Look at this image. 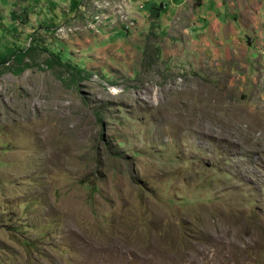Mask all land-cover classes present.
<instances>
[{
	"label": "rangeland",
	"instance_id": "1",
	"mask_svg": "<svg viewBox=\"0 0 264 264\" xmlns=\"http://www.w3.org/2000/svg\"><path fill=\"white\" fill-rule=\"evenodd\" d=\"M170 1L0 0V264H264V0Z\"/></svg>",
	"mask_w": 264,
	"mask_h": 264
},
{
	"label": "crops",
	"instance_id": "2",
	"mask_svg": "<svg viewBox=\"0 0 264 264\" xmlns=\"http://www.w3.org/2000/svg\"><path fill=\"white\" fill-rule=\"evenodd\" d=\"M135 3H139L140 0H133ZM144 1H148V0H144ZM185 0H171L169 2V7L167 8V10H165V13L167 14V11H174V13L176 12V10L178 11L179 7L182 6V4L184 3ZM154 4V3H153ZM172 4V5H171ZM178 7V9H176ZM219 9L216 13H213L214 15L209 16L207 15V13H210L211 11H208L204 16L201 17L204 14H200L199 15V19H201V21L199 20H194L188 23V25H186L183 17H181V19H183L184 25H183V32H181L183 37H190V38H194L195 40L198 38H202L203 39H210L212 36L210 35V32H215L214 34H219L220 36H222V39L225 40L226 45H230L233 42H240V43H244L245 40L248 38L246 37V29L244 26V22L240 19V17H233L230 18L231 16L228 14H221V12H223V8L224 5H218ZM187 13V11H185ZM171 13V12H170ZM179 14H182V11L179 12ZM190 14V13H188ZM147 16V15H146ZM145 16V17H146ZM150 16V15H148ZM214 17H216L214 19ZM180 19V21H181ZM198 19V18H197ZM164 20V19H163ZM145 23V22H144ZM179 24V23H178ZM167 25L166 24V29H167ZM232 31V32H231ZM258 32V31H257ZM253 33L250 37L251 41L254 43L255 41H258L260 39L263 38L264 40V36L261 37L258 35V33ZM87 50H90V46L86 47Z\"/></svg>",
	"mask_w": 264,
	"mask_h": 264
},
{
	"label": "trees",
	"instance_id": "3",
	"mask_svg": "<svg viewBox=\"0 0 264 264\" xmlns=\"http://www.w3.org/2000/svg\"><path fill=\"white\" fill-rule=\"evenodd\" d=\"M28 51H29V49H27V50H20V51L16 52L14 54V56L11 57V58L12 59L14 58V60H16V63L17 64L22 65V64H24V59L28 56ZM11 58L4 59V60H1L0 59V66L5 67V65L10 62ZM24 69H25V67H22L20 69H17L15 71V74H18V75L21 74L24 71ZM5 70H9V68L4 69V71H0V76L5 72Z\"/></svg>",
	"mask_w": 264,
	"mask_h": 264
}]
</instances>
